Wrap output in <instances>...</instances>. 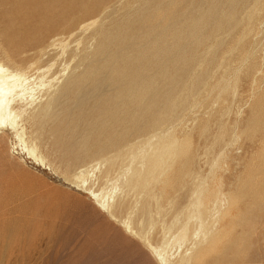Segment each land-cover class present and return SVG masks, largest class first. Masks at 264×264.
Returning <instances> with one entry per match:
<instances>
[{
  "label": "rangeland",
  "instance_id": "374dc122",
  "mask_svg": "<svg viewBox=\"0 0 264 264\" xmlns=\"http://www.w3.org/2000/svg\"><path fill=\"white\" fill-rule=\"evenodd\" d=\"M0 62L46 159L0 133V264H159L185 222L168 264L212 226L210 264H264V0H0Z\"/></svg>",
  "mask_w": 264,
  "mask_h": 264
},
{
  "label": "bare ground",
  "instance_id": "6f19581e",
  "mask_svg": "<svg viewBox=\"0 0 264 264\" xmlns=\"http://www.w3.org/2000/svg\"><path fill=\"white\" fill-rule=\"evenodd\" d=\"M26 80L27 78L25 77V72L23 69L13 68L11 66H8L0 62V133L5 129L10 128L14 132L15 137H17L19 140L18 145H19L20 150L24 152L30 159H32V161L38 162V163H44L46 162L45 157L38 151V148L36 144L34 143V141L32 140V138L30 136H26L24 126L20 125L17 122V118L19 115L16 111V107L19 106V103L25 102L26 96L24 97V93L28 88L25 85ZM145 161L146 163L143 162L145 164L143 171H140L138 173L130 172L131 174H129L128 178L126 177L127 180L131 184H132V181L137 186H146L149 183L148 173L145 167L147 166L146 156H145ZM47 164L50 166L49 163ZM85 171H86L85 169H79L74 175L75 181H72V183L74 182L75 183L74 186L76 185V187H80L82 191L88 194L93 199V201L95 202V204L100 210L109 211L115 201L116 191L118 189L113 188L109 191L107 190L106 192H103L102 190L93 189V183L91 182V180L93 179V175L90 172L85 173ZM129 182L127 184H129ZM201 216L202 215L200 213L194 212V214L188 220L193 219L195 222H197V225H199L200 227H203L204 221H202ZM176 220L177 218H175L174 221ZM179 222L178 223L175 222V224L177 225L172 224V227L173 225L178 226ZM127 228H129V226H127ZM211 229H208V231L210 230L213 234V231ZM208 231L207 233H204L203 235L204 237L200 241V244L198 242L199 244L198 248L191 255H189L188 257L186 256L187 260H193L196 262V264H210L209 261H206V258H208L206 255L212 249H214V247L217 245L218 239H216L217 237L211 234L208 235ZM188 232H189V227H188L187 222H185L184 224L180 226L178 230L170 234L167 240H166L167 236L165 237V240H166L165 247H162V249H159L153 246L151 247L152 251L155 253L156 259L158 260L159 264H168L169 257L165 251L169 246H170V250L176 247L175 249L176 254L178 252L180 255L179 251H181L183 246L189 241ZM185 239L187 242L182 244L183 240ZM194 247L193 249H195ZM184 252L186 254L187 251H184ZM179 255H177V257H179Z\"/></svg>",
  "mask_w": 264,
  "mask_h": 264
}]
</instances>
